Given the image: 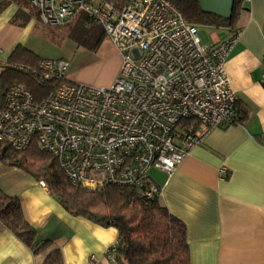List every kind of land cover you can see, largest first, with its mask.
<instances>
[{
	"label": "built area",
	"instance_id": "1",
	"mask_svg": "<svg viewBox=\"0 0 264 264\" xmlns=\"http://www.w3.org/2000/svg\"><path fill=\"white\" fill-rule=\"evenodd\" d=\"M29 2L44 25L86 14L115 45L120 64L109 85L96 86L68 80L69 59L10 62L0 46L3 69L50 85L39 101L24 83L5 92L0 142L13 151L35 140L73 183L94 191L135 186L147 201L161 193L150 169L171 175L210 129L235 122L236 96L225 62L239 31L215 44L204 42L169 0H128L122 7L112 0ZM262 64L264 87V59ZM191 119L194 126L180 124ZM39 184L47 188L43 180ZM117 244L105 249L108 258L114 259Z\"/></svg>",
	"mask_w": 264,
	"mask_h": 264
},
{
	"label": "crops",
	"instance_id": "2",
	"mask_svg": "<svg viewBox=\"0 0 264 264\" xmlns=\"http://www.w3.org/2000/svg\"><path fill=\"white\" fill-rule=\"evenodd\" d=\"M9 4L0 6V15ZM244 7L236 28H208L201 39L215 44L239 31L225 70L236 96L235 114L243 119L210 129L171 175L149 171L160 201L185 223L191 264H264V0H245ZM16 45L41 57L16 43L4 50L6 58ZM0 189L19 198L36 229L35 244L50 242L35 254L0 222V264H42L52 249L61 251L64 264H116L104 253L118 238L114 227L72 216L39 180L1 161Z\"/></svg>",
	"mask_w": 264,
	"mask_h": 264
},
{
	"label": "trees",
	"instance_id": "3",
	"mask_svg": "<svg viewBox=\"0 0 264 264\" xmlns=\"http://www.w3.org/2000/svg\"><path fill=\"white\" fill-rule=\"evenodd\" d=\"M112 1L117 7H122L128 0ZM169 1L188 23L209 29L236 28L245 8V0H234L231 16L224 19L202 11L198 0ZM22 2L30 4L29 0ZM72 20L75 22L72 26L75 36L71 37L79 44L83 41L94 50L104 39L102 27L96 25L86 14L80 13ZM40 59L41 57L21 45H16L8 57L10 62L30 65H36ZM15 83L26 84L38 101L50 86L39 84L19 71L4 68L0 73V106L8 87ZM242 119L243 116L234 115V123ZM180 124L194 126L196 121L184 120ZM0 160L7 166L23 169L37 180H43L59 204L72 216L85 218L103 227H114L118 234V244L113 254L116 264H191L185 223L172 215L158 196L142 201L135 186H109L94 191L73 183L64 175L57 159L40 150L35 140L19 152L0 142ZM0 222L35 254L50 245L49 241L35 244L36 229L26 220L19 198L8 195L1 189ZM42 264H64L61 251L50 250Z\"/></svg>",
	"mask_w": 264,
	"mask_h": 264
},
{
	"label": "rangeland",
	"instance_id": "4",
	"mask_svg": "<svg viewBox=\"0 0 264 264\" xmlns=\"http://www.w3.org/2000/svg\"><path fill=\"white\" fill-rule=\"evenodd\" d=\"M9 1L11 4L0 15V46L5 51H9L12 45L21 43L43 58H68V80L96 86L108 85L113 81L118 71L120 54L106 35L93 50L85 42L81 41L79 44L71 37L75 36L72 33L74 20L60 26L44 25L39 21L33 5L24 4L22 0ZM15 6L20 7L19 12H15ZM196 28L200 38L205 39L208 28L200 25ZM1 163L7 166L2 161Z\"/></svg>",
	"mask_w": 264,
	"mask_h": 264
},
{
	"label": "water",
	"instance_id": "5",
	"mask_svg": "<svg viewBox=\"0 0 264 264\" xmlns=\"http://www.w3.org/2000/svg\"><path fill=\"white\" fill-rule=\"evenodd\" d=\"M198 2L202 11L224 19L231 16L234 5V0H198Z\"/></svg>",
	"mask_w": 264,
	"mask_h": 264
}]
</instances>
